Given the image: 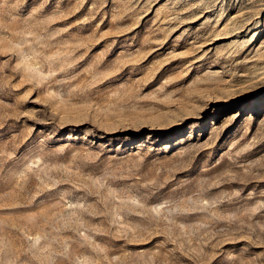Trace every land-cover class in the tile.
Returning a JSON list of instances; mask_svg holds the SVG:
<instances>
[{
    "label": "rangeland",
    "instance_id": "obj_1",
    "mask_svg": "<svg viewBox=\"0 0 264 264\" xmlns=\"http://www.w3.org/2000/svg\"><path fill=\"white\" fill-rule=\"evenodd\" d=\"M0 264H264V0H0Z\"/></svg>",
    "mask_w": 264,
    "mask_h": 264
}]
</instances>
